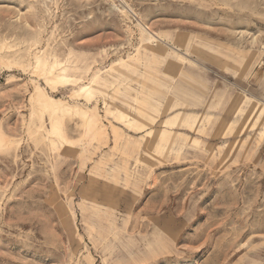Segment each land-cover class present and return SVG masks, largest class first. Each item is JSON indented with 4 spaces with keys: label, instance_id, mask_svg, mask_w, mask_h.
Returning <instances> with one entry per match:
<instances>
[{
    "label": "rangeland",
    "instance_id": "obj_1",
    "mask_svg": "<svg viewBox=\"0 0 264 264\" xmlns=\"http://www.w3.org/2000/svg\"><path fill=\"white\" fill-rule=\"evenodd\" d=\"M138 22L158 39L155 58L141 51ZM4 44L0 264H264L261 121L250 130L237 115L230 127L191 133L199 147L145 150L136 145L143 133L106 116L96 93L77 102L97 105L106 141L85 134L73 116L63 125L70 144L52 147L33 133L29 97L33 82L54 100L67 99L63 87L51 91L29 67H5L39 51L105 75L137 49L130 67L105 75L108 96L120 95L113 107L224 114L242 92L264 102V0H0ZM162 48L178 49L182 60L165 58ZM144 91L155 98L149 104ZM110 124L127 140H114ZM118 190L123 195L107 201Z\"/></svg>",
    "mask_w": 264,
    "mask_h": 264
},
{
    "label": "bare ground",
    "instance_id": "obj_2",
    "mask_svg": "<svg viewBox=\"0 0 264 264\" xmlns=\"http://www.w3.org/2000/svg\"><path fill=\"white\" fill-rule=\"evenodd\" d=\"M120 13L125 16L127 15L126 10H120ZM137 25L140 32V46L143 47L141 50L142 53L145 55H151L155 58L156 55L154 52L155 47L153 41H157L158 39L153 40L155 36L147 31L145 26L143 27L139 22ZM0 49V53H7L9 51V46L4 44L3 46H0ZM162 50L164 51L163 54L165 58H172L177 63L178 60H182L181 56L175 52L176 50L178 51V49L170 51L162 48ZM139 54H141L140 50L136 49L132 55H128L127 59H120L117 63H113L106 70L107 73H105V75L107 76L115 69L130 67V64H127V62L135 60V56H138ZM48 56L51 58L48 59ZM48 56L44 52L39 51L28 57L18 56L5 64V67L9 69L29 67L31 75L34 74L41 76L45 82L44 84L49 86L51 91H54L56 85L63 87L67 99L54 100L38 82H33L31 95L29 97V104L32 106L31 122L36 126L33 133H39L40 137L37 138L42 140L46 139L52 147L61 143L70 144L65 136L63 125L67 119L73 116H78L85 129V134L92 136L96 134L103 135L102 140L106 141L108 134L99 119L100 116L97 105L83 107L77 102L79 99L83 98L88 101L96 93L102 97V110L106 116H110L112 119L125 126L128 131L140 134L143 133L142 142H138L139 144L136 145L145 150L153 144H157L159 147H164L166 145L174 144L184 145L188 141H191L196 147H199L202 141L201 138L191 135V133H200L210 127H213L216 130H221L226 125H229L230 127L234 123L231 118L237 115L243 116L247 120L246 122L247 125H249L250 130H252L254 128L253 126L259 121L264 124V102L256 100L252 94L244 92H242L236 100L231 102V107L227 111H224V114L220 115L212 116L209 114H203L202 112H199L198 109H191V111L178 110L170 113L173 111L174 105L170 107H162L159 105L155 106L152 103L150 104L154 107H152L149 112H143L137 104L132 106L122 102L123 107L130 106L127 107V110L128 108L130 109L127 112L123 110L122 107H113L112 104L118 102L117 99L120 95L115 93L108 96L106 88L109 87L110 81L104 74V76L101 74V69L91 71L86 66L82 67L79 59L73 60L67 58L64 62H61L57 60L53 54H48ZM132 69L133 72L137 70L135 66H133ZM124 87L126 89L128 88L127 86ZM146 91L148 90L146 89ZM146 91L141 93H143L144 96H147L148 100L145 98L142 102L148 103L149 100L155 98H152ZM164 94L168 95V92H164ZM222 102L223 98L220 99L219 104H222ZM44 117L48 118L46 125V118ZM110 130L112 138L118 143L127 140L125 131H120L119 127L116 125L110 124ZM134 142L136 143V141ZM6 143L8 142L0 141V145L2 146L7 145ZM82 146H84L82 148L84 149L86 145L82 144ZM206 150L210 153L215 152L213 146H208ZM124 183L126 185L125 180L123 184ZM122 195V190L112 192L108 195L107 201H116Z\"/></svg>",
    "mask_w": 264,
    "mask_h": 264
},
{
    "label": "built area",
    "instance_id": "obj_3",
    "mask_svg": "<svg viewBox=\"0 0 264 264\" xmlns=\"http://www.w3.org/2000/svg\"><path fill=\"white\" fill-rule=\"evenodd\" d=\"M260 64H261L262 67H264V52H263V54L261 56Z\"/></svg>",
    "mask_w": 264,
    "mask_h": 264
}]
</instances>
